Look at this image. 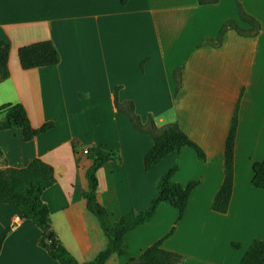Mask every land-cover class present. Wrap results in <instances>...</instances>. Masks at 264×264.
I'll list each match as a JSON object with an SVG mask.
<instances>
[{
  "label": "crops",
  "instance_id": "obj_1",
  "mask_svg": "<svg viewBox=\"0 0 264 264\" xmlns=\"http://www.w3.org/2000/svg\"><path fill=\"white\" fill-rule=\"evenodd\" d=\"M240 3L259 21V32L227 29L216 46L204 40H215L226 19L249 26L237 0H0V38L10 45L0 105L22 103L34 127L54 123L29 140L19 128L0 129V148L9 166L24 167L34 157L53 166L55 181L41 197L76 260L92 259L107 241L82 195L91 163L83 149L91 146L115 153L96 171L98 200L113 220L144 208L174 161L176 182L197 181L180 218L161 202L105 264H125L159 239L162 248L183 255V264H238L253 239H264V189L251 182L253 162L264 160V0ZM43 39L53 43L58 61L22 68L18 47ZM116 86L118 100H132L142 121L148 114L157 125L176 120L204 158L184 146L145 169L152 139L116 109ZM235 109L232 191L220 212L212 201L223 181ZM20 213L0 202V232L9 228L0 264H58L39 245V228Z\"/></svg>",
  "mask_w": 264,
  "mask_h": 264
},
{
  "label": "trees",
  "instance_id": "obj_2",
  "mask_svg": "<svg viewBox=\"0 0 264 264\" xmlns=\"http://www.w3.org/2000/svg\"><path fill=\"white\" fill-rule=\"evenodd\" d=\"M126 0H121L125 2ZM218 0H198L199 3H214ZM238 13L241 20L248 23L242 27L233 18L226 19L215 40L205 39L204 42L213 45L221 43L222 36L227 29H234L240 35L253 36L259 32V21L246 12L237 0ZM9 43L0 38V80L9 75L7 66ZM17 55L22 68L52 65L58 61V52L48 39L38 40L19 46ZM175 91L180 84V67L174 70ZM118 86L114 89L115 107L124 113L138 131L147 133L152 144L144 154V168L150 169L164 156L178 151L184 146L192 147L198 158H204L203 150L192 141L176 120L157 125L151 114L145 121L135 112L132 100H118ZM0 129L19 128L24 140L45 132L54 126L48 120L39 126H32L22 103H4L0 105ZM237 126V111L235 109L229 125L223 156L224 177L217 190L212 208L224 212L228 207L233 184L234 172V138ZM91 163L85 170L86 188L82 195L87 209L92 212L106 236V244L96 255L87 261H78L59 239L52 227L48 205L42 200V192L55 181L54 169L51 164L39 157H34L24 167L7 165L5 156L0 148V202L13 203L20 209V217L32 221L40 230L38 243L58 264H105L106 260L119 251L124 242L125 234L136 226L147 222L161 202H166L177 209L178 218L183 214L191 189L197 181L189 180L186 184L176 182L173 177L178 169L177 161L170 166L155 181V191L148 204L140 210H129L118 219L113 220L107 208L98 200L96 176L97 169L106 161L115 157V153L102 147L87 148ZM251 182L254 186L264 189V160L254 161L252 164ZM9 228L0 232V249ZM162 239L152 243L141 251L137 258L125 264H183V255L162 248ZM234 245H236L234 243ZM238 264H264V239H253L242 255Z\"/></svg>",
  "mask_w": 264,
  "mask_h": 264
},
{
  "label": "built area",
  "instance_id": "obj_3",
  "mask_svg": "<svg viewBox=\"0 0 264 264\" xmlns=\"http://www.w3.org/2000/svg\"><path fill=\"white\" fill-rule=\"evenodd\" d=\"M83 152H84V153H87V148H84V149H83Z\"/></svg>",
  "mask_w": 264,
  "mask_h": 264
},
{
  "label": "rangeland",
  "instance_id": "obj_4",
  "mask_svg": "<svg viewBox=\"0 0 264 264\" xmlns=\"http://www.w3.org/2000/svg\"><path fill=\"white\" fill-rule=\"evenodd\" d=\"M248 24V23H247ZM186 147H189V146H186ZM177 163H178V161H177ZM173 179H174V177H173ZM177 218H178V212H177Z\"/></svg>",
  "mask_w": 264,
  "mask_h": 264
}]
</instances>
